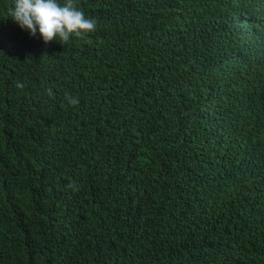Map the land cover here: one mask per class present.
<instances>
[{
    "label": "trees",
    "instance_id": "1",
    "mask_svg": "<svg viewBox=\"0 0 264 264\" xmlns=\"http://www.w3.org/2000/svg\"><path fill=\"white\" fill-rule=\"evenodd\" d=\"M76 2L0 0V264H264V0Z\"/></svg>",
    "mask_w": 264,
    "mask_h": 264
},
{
    "label": "clouds",
    "instance_id": "2",
    "mask_svg": "<svg viewBox=\"0 0 264 264\" xmlns=\"http://www.w3.org/2000/svg\"><path fill=\"white\" fill-rule=\"evenodd\" d=\"M8 16L30 36L39 37L45 44L57 40L66 44L70 37H83L96 30L97 21L88 18L76 0H14ZM22 88V84L16 85ZM51 94V90H48ZM70 105H78L77 98L65 94Z\"/></svg>",
    "mask_w": 264,
    "mask_h": 264
}]
</instances>
